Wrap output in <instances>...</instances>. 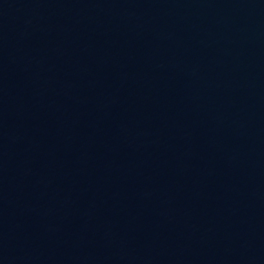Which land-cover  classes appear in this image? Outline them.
I'll return each instance as SVG.
<instances>
[{"label": "water", "instance_id": "obj_1", "mask_svg": "<svg viewBox=\"0 0 264 264\" xmlns=\"http://www.w3.org/2000/svg\"><path fill=\"white\" fill-rule=\"evenodd\" d=\"M0 264H264V0H0Z\"/></svg>", "mask_w": 264, "mask_h": 264}]
</instances>
